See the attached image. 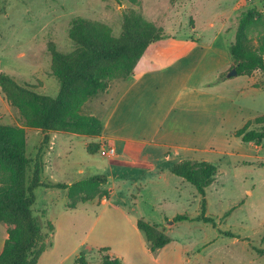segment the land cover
Segmentation results:
<instances>
[{
	"label": "rangeland",
	"instance_id": "374dc122",
	"mask_svg": "<svg viewBox=\"0 0 264 264\" xmlns=\"http://www.w3.org/2000/svg\"><path fill=\"white\" fill-rule=\"evenodd\" d=\"M128 8L167 36L147 49L146 66L138 70L143 73L140 96H174L179 91L215 100L209 98L197 132L173 128L178 112L162 116L164 111L153 112L151 107L141 116L118 115L111 122L106 135L117 139L133 125L141 129L133 131V137L162 143V149L170 152L167 160L163 154L155 159L162 171L153 172L142 162L118 163L102 157L99 152L108 140L61 131L49 133V141L41 145V132L28 128L30 159L41 148L44 167L42 156L50 141L59 154L46 159L50 163L47 170L42 167L41 183L70 185L102 176L106 178L103 188L112 190L108 199L77 203L70 209L67 190L35 189L32 211L46 244L37 264H74L79 254L98 264L97 251L102 247H109L122 264H264V254L259 253L264 251V141L255 146L234 137L246 121L264 116V90L252 87L262 77L255 73L229 78L232 68L226 53L239 15L250 8L264 12V0H0V72L33 86L39 94L55 97L59 83L50 74L47 44L54 43L61 53L73 51L68 30L77 17L104 23L118 36L122 12ZM256 28H264V23ZM119 86L111 83L81 112L102 117ZM19 122L17 110L0 92V124ZM88 146H96V152L89 153ZM180 160L217 166L215 180L205 190L203 217L211 222L200 219L201 195L169 172ZM32 168L33 163L27 178ZM178 215L187 219L174 222ZM138 219L157 225L170 243L151 253L136 228ZM7 228L0 223V251Z\"/></svg>",
	"mask_w": 264,
	"mask_h": 264
},
{
	"label": "trees",
	"instance_id": "16d2710c",
	"mask_svg": "<svg viewBox=\"0 0 264 264\" xmlns=\"http://www.w3.org/2000/svg\"><path fill=\"white\" fill-rule=\"evenodd\" d=\"M261 23H264V12L256 8L242 12L237 19L234 40L226 46V53L237 76L251 77L259 73L262 81L254 82L252 87L264 90V28H256ZM254 31L255 35H252ZM166 37L160 27L130 8L122 12L118 36H114L104 23L77 17L71 21L68 30V38L75 47L73 51L61 53L54 43L47 44L50 74L59 83L55 97L39 94L33 86L19 84L8 74L0 72V92L17 110L22 124V127L0 124V223L8 226L0 251V264H37L45 251L42 225L32 211L34 190L38 187L67 190L70 209H74L77 203L109 197V191L103 188L106 178L102 176L70 185L41 183V148L35 158L30 159L26 153L23 127L39 130L41 145L47 144L48 134L52 132L100 136L101 117L83 114V106L105 94L114 81L121 84L130 78L146 49ZM263 122L264 116L246 121L234 132V137L243 143L260 146L264 141ZM96 149V146L87 147L89 153L96 152ZM31 163L32 173L27 178ZM169 172L191 184L201 195L200 219L211 222L210 218L203 217L205 190L214 182L217 166L207 161L182 160L174 163ZM186 219L185 215H178L173 221ZM135 225L151 253H156L171 241L155 224L138 219ZM109 252V247L98 249V264H122L119 257ZM259 253L264 254V251L259 250ZM74 264L91 263L85 254H79Z\"/></svg>",
	"mask_w": 264,
	"mask_h": 264
},
{
	"label": "crops",
	"instance_id": "0c3cea01",
	"mask_svg": "<svg viewBox=\"0 0 264 264\" xmlns=\"http://www.w3.org/2000/svg\"><path fill=\"white\" fill-rule=\"evenodd\" d=\"M149 48V47H148ZM147 48V49H148ZM147 49L143 56L137 62L133 75L128 78L125 82L121 83L118 91L115 96H112L108 101V105L106 107L104 115L101 117L102 121V132L101 135L97 137V139H104L105 141L114 142L116 146V152H119L118 155L113 157L112 159L118 163H123L124 161L131 160L133 164L136 162H142L143 167L150 168L153 172L160 169V167L156 166V158L160 155H164V159H168L169 151H164L162 148V143L146 141L143 139H138L137 137H133L131 134L133 131H139L141 129L135 128V126H131L126 129L125 135H120L119 138H114L112 135H106L105 131L108 127H110L111 122L115 120V118L120 115L122 117H132V116H141L147 110L148 107H151L153 112H162L164 111L162 116H167L172 112H178V116L176 119L172 120L175 124L173 128H180V126H184L185 129H189L190 132H197L199 128L201 129L204 123L205 113L207 112V104L209 98L213 99V96H185L184 94L178 91L174 96H140L141 88L140 82L142 80L143 73H138L139 69H142L146 66L147 58L145 54L147 53ZM147 55V54H146ZM228 65V62L226 63ZM182 88H188L185 85ZM257 89V88H255ZM152 101L147 102L148 99ZM218 99V97H216ZM223 99V98H222ZM215 100V99H213ZM164 120L159 124L162 126L164 124ZM162 123V124H161ZM172 124V123H171ZM22 127L21 122L15 124H9ZM25 130V135H27L28 128L23 127ZM160 128V127H159ZM195 128V129H192ZM173 130V129H172ZM123 132V130H122ZM131 134V135H130ZM27 140V136H26ZM53 142L50 141L48 144V148L46 153H43L42 159L45 163L43 169H48L47 164L50 163L49 155H53L58 158L59 154L54 153ZM148 146L149 148H146ZM149 149V150H148ZM125 154H129L130 156H126ZM176 156V154H174ZM45 158V159H44ZM46 161V162H45ZM154 161V163H153ZM182 161V160H180ZM179 162V161H178ZM171 167V166H170ZM169 167V168H170ZM168 168V170H169ZM42 169V170H43ZM162 171V169H160ZM43 172V171H42ZM179 178V177H178ZM109 195L112 191L108 190ZM106 202L105 199L104 201ZM110 253L114 255V253L110 249ZM115 256V255H114Z\"/></svg>",
	"mask_w": 264,
	"mask_h": 264
},
{
	"label": "built area",
	"instance_id": "2783aa9c",
	"mask_svg": "<svg viewBox=\"0 0 264 264\" xmlns=\"http://www.w3.org/2000/svg\"><path fill=\"white\" fill-rule=\"evenodd\" d=\"M100 155L102 157L113 158L116 156V146L114 142H104V145L101 147Z\"/></svg>",
	"mask_w": 264,
	"mask_h": 264
},
{
	"label": "water",
	"instance_id": "95a60500",
	"mask_svg": "<svg viewBox=\"0 0 264 264\" xmlns=\"http://www.w3.org/2000/svg\"><path fill=\"white\" fill-rule=\"evenodd\" d=\"M227 76H228L229 78H230V77H235V76H237V73H236L235 68H232V69L230 70V72L228 73Z\"/></svg>",
	"mask_w": 264,
	"mask_h": 264
}]
</instances>
